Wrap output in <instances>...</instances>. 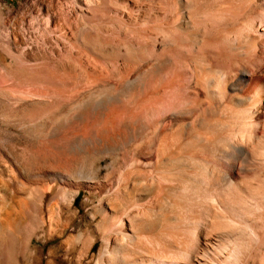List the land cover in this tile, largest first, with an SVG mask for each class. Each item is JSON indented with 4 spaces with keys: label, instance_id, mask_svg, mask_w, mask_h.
I'll return each instance as SVG.
<instances>
[{
    "label": "rangeland",
    "instance_id": "obj_1",
    "mask_svg": "<svg viewBox=\"0 0 264 264\" xmlns=\"http://www.w3.org/2000/svg\"><path fill=\"white\" fill-rule=\"evenodd\" d=\"M135 1L0 0L2 158L21 162L23 166L37 165L43 158L44 154L39 150L40 136L29 134L21 123L46 126L58 121L64 113L71 120L72 113L81 112V109V113L88 116L91 106L84 109L83 102L90 96L97 101L105 98V112L114 105L132 106L128 103L130 97H119L124 101L119 100L118 104L109 99L113 103L110 105L105 94L118 95L123 88L113 81L104 86L93 84L89 80L90 74L86 75L88 71L81 68L79 62L84 65L88 62L89 65L90 60L98 57L97 54L102 56L107 53V56H102L106 59L119 56L117 45L105 43V31L108 33L113 28L123 31L135 26L148 27L149 23L137 20L139 15ZM156 1L154 7L157 13L153 20L159 22L166 17V11L161 8L159 0ZM258 1L261 0H189L187 11L190 18L192 17L191 30L217 28L219 32L213 42V45H217L214 48H190L186 67L175 64L172 68V79L167 82L163 91L156 96L149 95L144 109L136 116L129 117L127 125H123L124 121L121 122L120 117H115V122H119L117 134L113 138L104 137L101 144L99 179L105 186L113 184V180L118 177L129 176L127 158L140 140L146 142L151 137L152 122L163 116L168 104H193L199 100L209 103L214 98L222 104L217 110L215 120L225 118L226 114L231 125L236 127L235 130L231 128L233 131H230V137H236L234 140L238 137L242 141L245 133L247 136L244 134V141L247 142L246 138L249 136H253L249 137V142L253 138L256 141L259 122L263 121L256 113L264 103V30L257 31L252 27V22L256 24V20L249 17L250 22L247 15L249 9ZM140 2L142 5L146 2L144 7L149 3L147 0ZM119 46L122 47L119 52L123 56L126 54L125 58L132 61L137 60L138 56L142 57L149 49V46L136 43L130 45L131 47ZM87 47H93L97 54L88 53L85 50ZM124 49L128 53H122L126 51ZM216 54L227 59L224 68L217 69L218 66L212 64ZM145 65L138 70L147 69L149 65ZM243 65L250 72L245 88L231 91L228 85L235 81L234 70ZM73 67L79 69L74 72ZM206 80L211 81L208 89L204 86ZM237 95L244 96L245 100L236 103L233 97ZM45 106L57 109L42 116L41 110ZM206 129L207 125L197 127L199 132ZM246 131L254 135H249ZM179 137L176 128L164 130L159 142L162 152L173 155L180 151ZM241 141L240 144L244 145L245 142ZM186 149L184 151L188 152ZM19 171L20 167L16 174ZM20 179L27 184L17 187L15 191L18 196L28 192L26 189L32 183L22 177ZM123 186L122 183L114 185L110 191H106L108 187L105 188L103 203L110 200L113 205L117 204L123 196ZM11 187L10 182L6 186L0 185L1 200ZM62 193L63 189L56 188L47 192L42 197L44 199L40 198L39 192L36 194L35 204L30 207L32 214L26 216L27 223L24 224L28 225L30 231L21 238L26 246L19 248L20 243L16 239L3 235L0 240V254H5L6 259L0 260V264H210L214 261V255L208 259L200 255V247L205 249L207 246L198 247L192 232L163 226L157 229L134 226L136 237L126 241L123 249L119 250L122 243L120 232L127 231L128 218L111 211L112 215L109 211L106 212L109 215L107 220L100 215H94L93 204L97 203V198L84 189L79 190L73 205L67 209L68 202L61 197ZM57 207L61 209L59 214ZM136 212L137 210H131V216L137 215ZM185 253H192L194 259H186Z\"/></svg>",
    "mask_w": 264,
    "mask_h": 264
},
{
    "label": "bare ground",
    "instance_id": "obj_2",
    "mask_svg": "<svg viewBox=\"0 0 264 264\" xmlns=\"http://www.w3.org/2000/svg\"><path fill=\"white\" fill-rule=\"evenodd\" d=\"M147 1L146 7V2L144 5L140 0L134 3L139 15L137 20L149 23L147 28L131 26L123 31L114 28L108 33L105 31V43L118 46L119 58H103L107 53L101 56L93 47H87L88 53L98 57L90 60L89 65L88 62L87 65L79 62L81 68L88 71L85 74H90L89 80L93 81L90 84L104 86L113 81L123 88L121 94H105L107 101L114 100L118 104L119 100L130 97L128 103L132 106L114 105L106 113L105 98L97 101L89 95L83 102L84 109L91 106L89 117L86 115L88 119L81 109V112L72 113L71 120L64 113L58 121L46 126L21 123L29 134L40 136L39 150L44 156L39 158L37 165L23 166L21 162L0 156V185L12 184L5 198L0 199V240L3 235L11 236L20 243L19 248L26 246L21 239L30 231L28 225H24L27 223L25 219L32 214L30 207L35 204L38 192L42 198L53 189H63L61 197L68 202L66 208L69 209L79 190L84 189L97 198V203L93 204L94 215L107 220L109 215L106 212L111 211L128 218L127 231L120 232L122 243L119 250L123 249L126 241L136 237L137 226L156 229L163 226L192 232L198 247L207 246L205 249L200 247V255L206 259L214 255L210 264H264V103L256 113L258 118H263L259 128L256 127V141L253 138L249 142V137L253 136L246 131L249 137L247 142L244 141L246 134L243 133L244 145L240 144L238 137L237 141L234 140L236 137H230V131L236 127L231 125L226 114L225 118L215 120L222 104L213 97L209 103L199 100L193 104H168L163 116L152 122L151 137L146 142L140 140L127 158L129 176L113 180L114 185H124L122 198L115 205L110 200L103 203L104 189L108 187L106 191H110L114 185L105 186L99 179L101 144L104 137L113 138L117 134L119 122H115V117H120L123 125H127L129 117L144 109L149 95L156 96L163 91L172 79L175 64L186 67L190 48H214L217 45H213L219 32L217 28L191 30L192 17L187 11L189 0H159L161 8L166 11V17L159 22L153 20L157 1ZM247 16L256 20L252 27L257 31L264 30V0L253 5ZM134 43L149 46V49L137 60L129 58L130 61L125 58L126 54L123 56L119 52L122 51L119 45L125 48ZM212 64L221 69L227 64V59L216 54ZM144 65L149 66L138 70ZM77 68L73 67L74 72ZM234 74L235 81L228 88L231 91L242 90L250 72L243 65L236 68ZM210 83V80L204 82L206 89L210 88ZM76 85L79 87L78 82ZM233 98L236 103L245 100L240 95ZM110 100L108 103L111 105ZM53 108L45 106L41 115L51 114L57 109ZM206 125V131L197 130V127ZM168 128H176L181 138L180 151L173 155L162 152L159 144L160 135ZM185 148L188 152L184 151ZM21 177L32 183L26 189L28 192L18 196L17 187L27 184ZM60 210L57 207L58 214ZM131 210H137V215L131 216ZM184 256L188 260L195 257L192 253ZM4 259L6 255L0 254V260Z\"/></svg>",
    "mask_w": 264,
    "mask_h": 264
}]
</instances>
